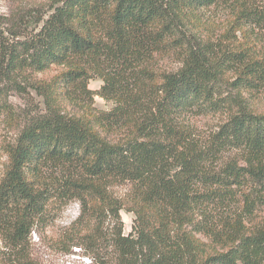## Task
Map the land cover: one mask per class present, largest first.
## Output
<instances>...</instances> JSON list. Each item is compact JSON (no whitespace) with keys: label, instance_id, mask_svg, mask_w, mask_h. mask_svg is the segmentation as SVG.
<instances>
[{"label":"trees","instance_id":"16d2710c","mask_svg":"<svg viewBox=\"0 0 264 264\" xmlns=\"http://www.w3.org/2000/svg\"><path fill=\"white\" fill-rule=\"evenodd\" d=\"M230 1L240 3L59 0L20 38L0 33L1 82L60 67L35 79L46 110L6 150L1 236L20 248L55 206L75 200L79 214L59 241L86 254L106 249V264H264V112L247 102L264 89V54L245 47L231 62L228 50L203 49L194 26L202 10ZM239 10L236 18L263 21ZM225 63L232 95L222 91ZM94 77L104 83L97 92L87 89ZM70 89L114 106L66 113ZM6 106L0 88V112ZM224 108L216 132L197 139L186 116ZM118 182L128 184L123 197L110 189ZM122 210L134 215L126 235Z\"/></svg>","mask_w":264,"mask_h":264},{"label":"rangeland","instance_id":"374dc122","mask_svg":"<svg viewBox=\"0 0 264 264\" xmlns=\"http://www.w3.org/2000/svg\"><path fill=\"white\" fill-rule=\"evenodd\" d=\"M235 5L230 2L205 8L201 12L200 20L194 24L198 28L196 36L203 49H212L211 52L220 56L222 51H230L226 59L234 61V55L242 52L245 47L254 50L256 55L264 54V0H239ZM59 0H0V33L12 38L11 33L25 34L36 27L41 19H44ZM251 8L256 10L263 21L250 23L246 13L241 17H235L240 13L239 9ZM256 21V18H255ZM247 33L243 36L237 31L239 25L246 26ZM17 38H20L17 37ZM250 39V40H249ZM248 51V50H247ZM181 62H160V68L166 67L178 69ZM226 77L222 82L223 94L231 93V83L235 76L230 70L233 66L225 63ZM60 70L54 66L42 72L24 76L16 81V86L0 81L7 106L0 112V178L7 164L6 150L14 142L19 130L27 119L46 110V104L42 95L34 88L35 79H47ZM103 81L98 77L89 79L87 89L92 92L100 91ZM4 86V87H3ZM70 93L73 89H70ZM90 96V97H89ZM248 106L257 111L264 112V89L258 93L247 96ZM87 104H92L100 110H110L114 106L112 99H105L99 95L83 97L77 92L65 100L64 111L66 113L80 114ZM228 112L226 108L218 113L200 114L191 112L186 116L191 130L197 139H206L218 129L225 121ZM229 153H225L227 157ZM117 197L127 194L129 187L125 182H118L110 188ZM79 203L70 200L64 206L54 207L52 214L41 219L27 235L20 248L13 247L10 242L0 235V264H106L110 260V254L106 249L96 254H86L84 248L76 245L66 247L59 241V237L79 214ZM264 213V210H263ZM123 221V233L131 231L133 213L120 211Z\"/></svg>","mask_w":264,"mask_h":264}]
</instances>
